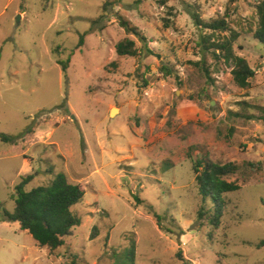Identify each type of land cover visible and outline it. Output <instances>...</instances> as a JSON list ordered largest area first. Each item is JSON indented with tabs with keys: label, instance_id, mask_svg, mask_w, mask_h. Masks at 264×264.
I'll return each mask as SVG.
<instances>
[{
	"label": "rangeland",
	"instance_id": "1",
	"mask_svg": "<svg viewBox=\"0 0 264 264\" xmlns=\"http://www.w3.org/2000/svg\"><path fill=\"white\" fill-rule=\"evenodd\" d=\"M257 2L0 0V218L29 174L26 190L57 173L84 190L72 207L81 224L56 250L1 220L0 264H264ZM216 21L227 28L209 26ZM231 36L233 53L255 71L246 88L214 48ZM125 37L136 56L117 55ZM196 161L235 166L224 179L240 188L224 194L218 227L199 195Z\"/></svg>",
	"mask_w": 264,
	"mask_h": 264
},
{
	"label": "trees",
	"instance_id": "2",
	"mask_svg": "<svg viewBox=\"0 0 264 264\" xmlns=\"http://www.w3.org/2000/svg\"><path fill=\"white\" fill-rule=\"evenodd\" d=\"M237 1L229 0L230 3ZM256 10L258 26L253 33V37L264 44V0H258ZM198 22L200 21L198 20ZM120 24L127 33H132L140 41L145 42L147 40L140 30L131 25L126 19L120 18ZM209 26L214 29L227 28L223 21H216ZM235 40L236 37L231 36L219 42L214 48L222 53L227 62L232 61L231 74L235 84L240 88H246L249 86V80L254 76L255 71L245 58L233 53L232 43ZM82 43L83 35H81L78 46ZM114 48L119 56L134 57L139 52L134 40L128 37L119 40ZM58 63L61 65L62 71L65 72L67 61L59 60ZM161 69L164 70L165 67L161 66ZM166 74L169 73L166 71ZM1 137L5 141H12L11 136L1 134ZM192 168L201 199L204 202L209 200L214 208V213L210 216L211 224L218 227L223 211L227 206L224 194L237 191L240 188L236 182L224 179L228 173L234 171L235 166L232 163L216 164L210 161L202 166L199 161H196ZM32 178L33 175L31 174L24 176L15 186L14 210L9 212L4 209L0 221L18 222L20 229L27 231L39 246L56 250L65 244V239L71 236L72 230L81 224L80 217L72 211V207L80 202L84 196V190L78 184L70 183L64 173H57L48 185H40L26 190L25 185ZM204 214L203 209L199 210L198 218L202 219ZM157 224L160 226L159 216H157ZM93 236L91 234V237ZM262 246H264V239L257 244V248ZM126 256L134 262V245H131L128 249ZM176 257L183 258L181 250H178Z\"/></svg>",
	"mask_w": 264,
	"mask_h": 264
},
{
	"label": "bare ground",
	"instance_id": "3",
	"mask_svg": "<svg viewBox=\"0 0 264 264\" xmlns=\"http://www.w3.org/2000/svg\"><path fill=\"white\" fill-rule=\"evenodd\" d=\"M113 111H115V110H113Z\"/></svg>",
	"mask_w": 264,
	"mask_h": 264
}]
</instances>
